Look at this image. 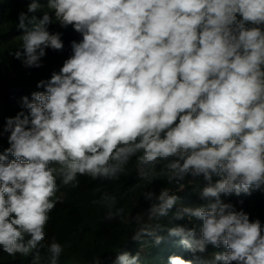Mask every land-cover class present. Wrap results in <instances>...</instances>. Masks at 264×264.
<instances>
[{
  "label": "clouds",
  "instance_id": "obj_1",
  "mask_svg": "<svg viewBox=\"0 0 264 264\" xmlns=\"http://www.w3.org/2000/svg\"><path fill=\"white\" fill-rule=\"evenodd\" d=\"M43 7L33 0L27 13ZM47 9L54 19L19 14L17 59L39 68L45 48L63 49L53 22L82 41L37 84L43 91L22 98L27 114L7 118L0 132L9 144L0 154L3 251L34 253L40 264L46 248L48 264H58L63 246L44 242L60 188L77 187L78 176L118 179L135 158L141 180L151 182L161 164L169 183L202 176L207 203L173 214L199 225L168 228L167 237L161 224L145 225L133 241L179 238L193 259L171 256L170 264H264L261 221L221 199L264 190V0H47ZM144 196L156 201L149 220L168 217L181 200L168 188ZM123 211L110 206L105 218ZM208 245L226 250L202 261L196 254ZM116 264H141L140 254L122 252Z\"/></svg>",
  "mask_w": 264,
  "mask_h": 264
},
{
  "label": "trees",
  "instance_id": "obj_2",
  "mask_svg": "<svg viewBox=\"0 0 264 264\" xmlns=\"http://www.w3.org/2000/svg\"><path fill=\"white\" fill-rule=\"evenodd\" d=\"M33 0H0V132L7 118L15 117L17 113L27 109L23 107L22 98L27 96L32 100V93L43 91L37 88L41 80H49L52 74L59 73L64 62L72 55L71 43L82 41V34L76 32L71 25L62 28L53 22L48 26L52 33L59 32L64 47L62 50L45 48V55L41 57V67H26L23 55L17 59L15 53L23 54V41L21 39L24 29L18 24L21 12L27 13V7ZM44 7L38 13H27L42 18L45 11L50 15L54 13L47 9V0H36ZM29 29L31 25H28ZM8 133L0 136V154L9 147ZM14 159L9 155V160ZM136 161L133 158L126 166L125 172L118 179L92 180L86 176H78L77 187L64 186L57 193L59 202L50 213V220L46 225L45 244L50 243L53 237L63 246V252L58 264H93L99 258L100 264H116L117 256L122 252L130 255L140 254L141 264H170L169 257L179 256L185 260L193 259L192 253L185 248L179 238L168 237L160 244L154 238L144 236L141 241H133L132 237L145 225L154 227L159 223L163 231L158 234L167 237V229L174 226L193 227L199 221L174 219L173 214L183 207H195L207 203L201 199L200 190L206 185L202 177L185 178L181 181L180 189L174 192L181 200L180 205L170 210L169 216L154 220L149 219V210L155 200L145 199L144 193L153 191L157 196L164 188L170 189L173 182L169 183L167 174H161L162 164L156 168L157 175L151 182L141 180L136 172ZM219 177L216 178L218 180ZM59 183V181H58ZM223 196V195H222ZM221 196V199H222ZM115 197V204H112ZM229 197L231 204L237 211L241 209L249 214L250 220L259 219L264 228V190L253 191L251 195L232 194ZM93 200L100 203L93 204ZM115 211L122 208L120 216L106 219L109 207ZM139 209L144 212L141 222L134 217L139 215ZM198 231V228H197ZM264 234V232H262ZM226 249L221 246L214 249L207 246L205 253H197L202 261H211L213 252H222ZM209 255V256H208ZM46 248L40 250V264H48ZM34 253L28 256L21 254L9 255L0 246V264H33ZM236 264V262H233Z\"/></svg>",
  "mask_w": 264,
  "mask_h": 264
},
{
  "label": "built area",
  "instance_id": "obj_3",
  "mask_svg": "<svg viewBox=\"0 0 264 264\" xmlns=\"http://www.w3.org/2000/svg\"><path fill=\"white\" fill-rule=\"evenodd\" d=\"M202 177V176H201ZM188 178V177H186ZM203 178V177H202ZM216 178L217 177H213V182L216 181ZM189 179V178H188ZM182 183L180 182L179 184L178 183H175L173 182V186L170 188V192L171 193H174L175 191H177L178 189H180ZM222 200L225 202V203H231L230 200H229V197L228 196H222Z\"/></svg>",
  "mask_w": 264,
  "mask_h": 264
},
{
  "label": "rangeland",
  "instance_id": "obj_4",
  "mask_svg": "<svg viewBox=\"0 0 264 264\" xmlns=\"http://www.w3.org/2000/svg\"><path fill=\"white\" fill-rule=\"evenodd\" d=\"M158 195H159V194H158ZM158 195H157V196H158ZM177 205H178V204H177ZM179 206H181V205L179 204ZM182 207H183V206H181V208H182ZM139 215L142 216V217L144 216V212H143L141 209H139ZM146 221H147L148 223H150L149 219H147ZM208 256H209V255H208Z\"/></svg>",
  "mask_w": 264,
  "mask_h": 264
}]
</instances>
